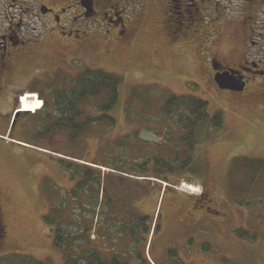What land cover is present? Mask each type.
Masks as SVG:
<instances>
[{
    "label": "rangeland",
    "instance_id": "rangeland-1",
    "mask_svg": "<svg viewBox=\"0 0 264 264\" xmlns=\"http://www.w3.org/2000/svg\"><path fill=\"white\" fill-rule=\"evenodd\" d=\"M45 2L56 6L54 0ZM65 3V0L60 1L62 6ZM31 5L36 8L35 2L31 1ZM127 7L136 25V30L128 39L113 30L106 32V23L99 22L89 26L91 37L85 42H78L81 44L79 51L72 49L75 42L70 39L67 53L60 52L56 56L55 52L60 48L51 46L48 50L51 54L41 60V74L26 90L41 96L47 107L32 116L19 115L11 103H4L2 107L5 117L0 134L6 138L0 136V213L5 236L0 242V264H19L22 260L64 264L52 243L50 228L44 222L46 215L62 221L76 219L71 212L75 207L62 215L57 213L62 209L60 205L65 201L66 194L74 186L72 177L61 167L60 160L75 157L80 158L78 163L89 161L82 162L85 165L97 167L91 163L101 164L102 168H97L107 175L110 169L106 167H115V159L118 162L122 156L115 143L125 136L136 137L140 130L145 129L166 137L171 128L172 140L179 141L177 137L182 128L176 124L177 115H168L163 110L172 96L202 99L209 103L211 115L221 113L223 116V128L209 131L208 136L202 135L201 144L192 152L200 168L199 178L182 179L179 184L170 186L178 187L189 196L200 193L199 188L209 192L210 198L223 213L216 218L223 219L225 223L216 234H206L214 245L211 253L206 254L209 251L207 247L202 250L201 241L204 238L199 235L202 238L197 237L192 244L186 243L187 236H179V247L174 249L176 254L148 252L147 256L155 264H264V131L255 129L257 125L251 123L255 120L264 124V116L258 110L263 102L253 96L222 92L214 86L209 67L213 56L212 37L203 38L207 32L181 42L170 41L163 27L166 0H129ZM0 9V14L6 9L4 0H0ZM207 37H210L209 34ZM217 53L220 54V51ZM84 70L103 71L122 79L121 100L112 109L111 114L116 119L114 127L93 125L83 137L79 133L73 143L66 122L61 121V108L56 107V102L63 96V99L71 98L69 93L76 87L77 76ZM35 97L34 94H27L22 98L24 112L39 110L41 100L34 101ZM104 106L101 97L80 104L86 115L78 123L82 124L87 115L98 117L100 108ZM176 149V144L172 142L168 149L155 153L166 157L180 152ZM141 152L133 146L126 154L125 165L129 168L135 166L134 160L137 162L143 157L148 148ZM127 173L131 180L132 172ZM109 180L107 199L115 200L114 206L119 211L127 208L133 211L134 203L143 200L140 208L154 215L162 197L168 201L163 196L164 189L170 188L166 187L167 183L152 179L154 185H147L132 179V182H127L128 186L111 189L110 185L118 183V178L112 176ZM112 180H115L114 184ZM170 180L175 183L172 176ZM183 184L194 187L196 191L190 193L184 190ZM164 193L166 195L167 192ZM123 197L125 202H132V206L119 207ZM108 201L107 206L111 208ZM70 205L68 197L65 207ZM92 211L83 207V216L89 212L93 219ZM104 211L101 210V216ZM173 220L176 223L177 216ZM74 226L77 229L73 230ZM74 226L69 229L75 234L85 227ZM185 227L182 235L190 231L187 225ZM172 235L169 233L167 238ZM156 241L154 239L152 249ZM119 245L122 247V243ZM187 252L190 260L185 256ZM118 254L117 258H120L121 252L118 251ZM118 262L138 264L134 258H122Z\"/></svg>",
    "mask_w": 264,
    "mask_h": 264
},
{
    "label": "flooded vegetation",
    "instance_id": "flooded-vegetation-1",
    "mask_svg": "<svg viewBox=\"0 0 264 264\" xmlns=\"http://www.w3.org/2000/svg\"><path fill=\"white\" fill-rule=\"evenodd\" d=\"M31 1L35 2L36 8ZM45 1L48 0H4L6 9L0 14V126L5 117L2 112L4 103H11L19 115H29L21 110L19 99L41 74V60L51 54L48 51L51 46L60 48L55 52L56 56L60 52L67 53L71 42H75L72 49L79 51L81 44L78 42L91 37L89 26L99 22L106 23V32L113 30L125 39L136 30L134 19L128 13L129 0H89L92 4L90 9L84 6L85 0H65L63 6L61 0H54L56 6ZM163 27L170 41L181 42L207 32L203 38L212 37L213 56L209 67L214 86L222 92L261 100L263 105L258 110L264 116V0H166ZM225 72L231 73L240 85H244V90H220L214 78ZM251 123L257 125L255 129L264 131L261 122L252 120ZM165 192L169 202L163 197L154 215L140 208L143 200L134 203L133 211L130 208L123 211L109 209L110 259L134 258L138 264H151L145 256L146 250L155 254H176L174 249L179 247V238L187 236L186 243L192 244L199 235L204 238L202 250L207 247L210 252L206 254L213 252L211 237L208 240L209 235L206 234L222 230L225 221L216 218L223 213L209 192L204 191L199 196L185 195L172 188ZM125 204V207L132 206V202ZM176 216L175 223L173 219ZM143 219H146L145 229H138L140 235L134 239L133 225L137 228ZM100 221L101 210L98 209L96 222ZM186 225L190 231L182 235ZM171 231L178 236H173ZM169 233L172 237L167 238ZM154 239L157 241L152 249ZM118 251L122 254L120 258H117ZM185 256L190 260L189 252ZM203 260L206 261L205 258Z\"/></svg>",
    "mask_w": 264,
    "mask_h": 264
},
{
    "label": "trees",
    "instance_id": "trees-1",
    "mask_svg": "<svg viewBox=\"0 0 264 264\" xmlns=\"http://www.w3.org/2000/svg\"><path fill=\"white\" fill-rule=\"evenodd\" d=\"M77 79L76 87H74L73 90L71 89L69 93L71 98L63 99L62 97V101L57 102L58 105L56 104V107L59 106L61 108V121L66 122V127L68 131H70L73 143L76 142L79 133H81L83 137L93 125H106L110 128L116 125V119H114L111 113L113 111L112 109L116 108L121 100L120 88H122V79L103 71L84 70L82 74L77 76ZM99 97H101L105 105L103 108H100L99 116L92 118L87 115L85 119L83 118L82 124H79L78 121L86 115V112L80 109V104H84L88 100L95 101V99ZM163 110L168 115H177V117H175L177 118L175 119L176 124L180 125L182 128V133H179V137H177L179 141L172 140L171 128H169L167 132L168 136L166 137H161L159 134L155 133L159 138L163 139L164 142L162 144H150L141 141V130L136 137L134 136L131 138L125 136L115 143L120 148L122 156L119 157L118 162L117 159H115V167L109 165L106 167L110 169L107 175L102 174V170L100 169L102 168L101 164L91 163V165H96L100 168L85 165L82 162L89 161L82 160V162L78 163L77 161L80 158L75 157H71V160H60L61 167L69 172L70 178L72 177L73 180L71 179V181L74 186L72 190L66 194L64 198L65 201H62L60 205L62 209L57 211V213L62 215L64 211L69 208L72 210V207H75V210L71 212L76 219L75 221H73V219L62 221L58 220L54 215L53 219H50L52 216L46 215L44 217V222L50 228L52 243L55 249L61 254L64 264H120L116 259H110L108 252L110 242V221L108 212L109 209L117 208L114 206L115 200L107 199V187L110 184L109 178L112 176L118 178V180H116L118 183L114 184L113 181L115 180H112L111 183L114 185H110L111 189H120V187L124 185L128 186L129 183L127 182H132V179L135 181H142L147 185L153 184L152 179L176 185L179 184L182 179L189 178L193 180L194 178H199L198 163L194 160L192 152L195 151L196 146L201 144L202 135L208 136L209 131H220V129L223 128V116L220 113L211 115L208 102L190 96L170 97L164 105ZM181 117L183 118L181 119ZM172 142L176 144V150H180L179 153L166 157L155 153L157 150L168 149ZM133 146L135 149H138L139 153H142L141 151L145 148H148V152L137 160V162L134 160L136 165L133 167L130 166L131 168H129L125 165L126 154L128 155L127 152L132 149ZM83 159H85V157ZM123 168H127V170ZM127 171L132 172V176L130 177L131 180H129L127 175L129 173H127ZM171 176L175 183L171 182ZM107 177L108 182H106ZM139 178H142V180H138ZM75 181L76 184H74ZM100 195L102 199H100ZM68 197L71 200V205L65 207ZM80 198L83 200L80 201ZM107 201L109 205H111V208H108ZM125 205V197H123L119 207H125ZM83 207L91 209V211L93 210V219H91V214L89 212H85L84 216L86 218L83 216ZM98 209L105 211L104 215L101 216L102 220L97 223L96 215ZM145 222L146 219H143L142 223H140L137 228L133 225L132 235L134 239L140 235L138 234V229H145ZM102 224L103 227L101 226ZM74 225H85V227H82L83 229L75 234L73 233L75 231L72 232L69 229L70 226ZM75 229H77L76 226H74L73 230ZM146 234L148 235L147 231ZM4 236L5 226L3 225L2 215L0 213V242L3 240L2 238H4ZM132 248H135L134 245ZM4 263L6 262L4 261ZM19 264L42 263L36 260H28L27 262L22 260L19 261Z\"/></svg>",
    "mask_w": 264,
    "mask_h": 264
},
{
    "label": "water",
    "instance_id": "water-1",
    "mask_svg": "<svg viewBox=\"0 0 264 264\" xmlns=\"http://www.w3.org/2000/svg\"><path fill=\"white\" fill-rule=\"evenodd\" d=\"M91 5L92 4L89 0H85L84 6L87 9H90ZM215 82L221 90H233V91H243L244 90V85H240L235 79V77L229 72L217 74L215 76ZM140 138L144 142H149L153 144L162 142V140H160L157 136H155L154 134L148 131H142L140 134Z\"/></svg>",
    "mask_w": 264,
    "mask_h": 264
},
{
    "label": "bare ground",
    "instance_id": "bare-ground-1",
    "mask_svg": "<svg viewBox=\"0 0 264 264\" xmlns=\"http://www.w3.org/2000/svg\"><path fill=\"white\" fill-rule=\"evenodd\" d=\"M35 96H37V95H35ZM34 101H40V100L37 99V97H35ZM40 105H41V101H40ZM41 106H42V105H41ZM40 109H42V108L40 107L39 110H40ZM39 110H37V111H39ZM35 112H36V110H35ZM182 188H183L184 190H187V191H190V192L196 191V190H194V187H191V186H189V185H185V184H183ZM196 189H197V188H196Z\"/></svg>",
    "mask_w": 264,
    "mask_h": 264
}]
</instances>
